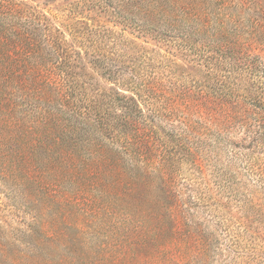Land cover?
<instances>
[{
	"label": "rangeland",
	"instance_id": "1",
	"mask_svg": "<svg viewBox=\"0 0 264 264\" xmlns=\"http://www.w3.org/2000/svg\"><path fill=\"white\" fill-rule=\"evenodd\" d=\"M0 14V33L32 46L1 55L15 70L0 98V264H264V137L184 119L213 112L203 99L250 105L264 0H0ZM48 77L94 125L82 142L139 174L73 173L54 160L56 132L38 146L60 106Z\"/></svg>",
	"mask_w": 264,
	"mask_h": 264
},
{
	"label": "trees",
	"instance_id": "2",
	"mask_svg": "<svg viewBox=\"0 0 264 264\" xmlns=\"http://www.w3.org/2000/svg\"><path fill=\"white\" fill-rule=\"evenodd\" d=\"M10 12L12 11H5L4 13L8 14ZM5 19L6 18H4V20ZM25 43L31 50L32 46L29 43L28 38L24 39L16 32H4V34L0 33V98L3 95L4 97L7 95L6 90L8 81L9 78L14 81V76L12 75V73L15 70L13 64H10L7 61H2L1 63V55L3 49L7 46L13 50H16ZM52 43V47L54 48V50L59 48L57 41L53 40ZM246 62L247 63H243L242 65H246V67L248 69H251L252 72H258L257 69L255 70V68L253 67L252 61L248 60ZM56 69H58V67H56ZM48 80L49 81L47 83V92L51 95V101L48 100V102L53 101L56 104H59L60 106L59 110L50 114L49 119L44 123V129L39 133L38 136V146L44 145L46 143V139L44 138L49 136L53 132H56L55 138L53 137L54 145H52V153L54 156V160L64 161V163L68 164V167L70 168V170L73 171V173L75 172L76 174L87 176H91L93 174L97 176H106L108 174H139V171L128 170L127 167H123L125 165L121 164L119 160L117 161L114 158H109L107 155L102 154L101 148L98 147V145H95L90 142L92 141V138L90 136L86 138L87 144L82 142L84 134L83 136L77 135L80 132L81 135L82 133H85V135L88 134L90 131V127L94 128V125H84V122L88 121L84 113H81L80 111H73L71 109L72 105L70 103V99L72 87H65L66 83L64 81H54L53 77L51 79L48 77ZM15 82L17 83L18 81ZM252 94L253 98L251 99L249 106H244L241 103H235L233 105L231 103V100H228L227 98H216L215 101L211 99H203L202 101H200L201 106L209 107V109H211L213 112L205 113L204 120H200V122H197V125H193L189 117L186 116L184 119H188V121L185 125L191 131H193L196 126V128L202 129L203 125L205 127L209 123L210 127H215V129H217L218 131H221V129H230L234 125H239L242 128H247L249 132L253 134V141L260 143V141H262L264 137V105H262V103H264V81L260 82V87H258V89ZM3 102H0L1 107L4 106L5 102ZM125 108L129 111L125 115V120L121 122L127 127V130L123 131V135L126 137V139L132 140L131 138L133 136H135L137 139V136L140 134L141 131L140 127H138L141 125L139 121V115L137 114L138 112L136 113V111H134L131 106ZM66 109L70 111V114L66 111ZM138 110L139 112H141V109ZM59 111H66V113L63 116L60 115ZM93 122L95 124L98 123L97 118H93ZM46 127L50 128L47 133ZM65 130L69 140L66 142L63 141L62 143L61 133L63 134ZM210 130V128L206 127V131ZM135 132H138L139 134H135ZM69 133L71 134V136H68ZM96 135L97 133L95 132L93 134L94 138L96 137ZM141 135L144 139L146 138V135ZM75 136L76 138L72 139V137ZM4 139H6L9 145H11V143L13 142L15 143L16 141H18V137H13V133H5ZM135 142L137 145H139L138 141Z\"/></svg>",
	"mask_w": 264,
	"mask_h": 264
}]
</instances>
